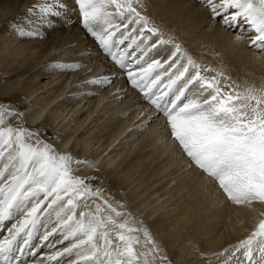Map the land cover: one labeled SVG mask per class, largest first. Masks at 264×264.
<instances>
[{
  "label": "bare ground",
  "instance_id": "obj_1",
  "mask_svg": "<svg viewBox=\"0 0 264 264\" xmlns=\"http://www.w3.org/2000/svg\"><path fill=\"white\" fill-rule=\"evenodd\" d=\"M9 2L0 0V99L8 102L9 107L16 103L19 112L24 110L20 125L26 129L32 127L39 130L43 137L49 135L55 138L53 149L56 153L69 155L73 159L71 167L76 177L86 181L92 174L99 178L105 184V187L101 188L106 192L107 198L122 205L119 210L126 214L124 219L134 222L136 227L143 226L147 229L152 240L160 248V255L166 258L162 263L241 264V254L237 253V259L231 257V253L262 218L260 214L264 212V205L257 203L248 207L231 203L224 198L218 186L196 166L192 168V172L184 171L186 174L176 182V177L173 176L176 171L172 174L169 172L176 162L175 150L180 148H170L172 146L169 141L162 143L161 151L151 142L152 144L143 146L144 148L128 160L129 154L124 155V149L137 150L141 142L144 143L155 135L159 140L158 135L162 133L159 132V126H168L163 113L157 112L144 98L143 93L131 86L126 70L120 71L109 56L98 51V43L83 26L80 31L86 36L81 35L78 30L81 19L77 10L76 14L71 10L74 7L71 0H60L66 8L61 10L60 16L49 17L50 24L38 25V35H22L23 37H19L18 33H9V19L15 12L8 10ZM135 4L134 1L133 5ZM23 6L15 17L19 21L29 14L27 10V13H23ZM139 7L141 15L151 20L153 26L164 34L165 39L171 38L175 43H179L201 65L209 63L212 69L223 70L229 77L228 83L233 87H238L240 91L249 86L264 88V48L254 49L251 39L255 33L243 20L238 23L243 32L240 37V33L233 30V25L226 27L222 17H217L214 21L211 11L207 5L203 6L200 0H140ZM33 18V22L38 20V16L32 15L27 17V20L32 21ZM225 27L228 30H224ZM29 30L33 29H26ZM248 30L251 32L245 34ZM72 33H80L79 39L74 40L76 46L72 49L62 46L60 52L53 53L64 44L63 36L57 39L58 41L54 40L55 37L58 34L60 37ZM155 39L157 38L154 37L153 40ZM34 41L38 43L34 44ZM127 43L128 41L121 47L126 48ZM158 49L159 52L154 51L155 49L153 52H158L157 56L162 61L167 59L173 50L171 45ZM153 52L149 53L146 59L154 56ZM129 59L132 60L128 63L136 69L138 65L134 63L135 57L129 56ZM55 60H62L65 67L68 65L67 61H71L74 65L92 64L94 68L91 66L93 70L90 72L88 69L82 75L76 73L67 77L69 72L64 78V70L60 74L58 69L47 70L48 66L36 69V66L42 63ZM219 63L221 65H218ZM73 64L68 65L70 69ZM27 74L30 75L20 84ZM60 78L64 80L60 85L54 86L55 82L61 81ZM103 79L110 81L107 84L102 83L106 87L110 85L108 91L103 88L98 92V87H94V92H89L87 88L96 85L91 83L92 81ZM167 81L168 78L164 79L158 88L155 86L153 89L165 91L164 85ZM101 87L102 85H99V88ZM113 90H116L114 95L123 98L120 102L122 104L119 108L110 104L114 116L105 121L98 114L109 106L107 101L114 96L109 95ZM125 92H128L127 95ZM133 108L131 116L120 115L122 110ZM83 109L85 110L81 112ZM105 113L107 115L108 111ZM118 117L123 121H117ZM151 117H157V122L142 131L141 139H137L140 142L133 140L140 131L139 126L145 125ZM14 122L13 119L8 121L9 124ZM86 128L87 132L84 131ZM152 146H155V149L144 151ZM81 158L86 162L78 164L76 160ZM184 161L186 162V159ZM53 217L55 219V215ZM21 218L17 216V220L9 221L5 228H11ZM54 222L49 224L48 230H51ZM44 232L45 229L40 231V235L29 249L30 253L38 252ZM7 235L8 232L4 237ZM62 239L59 232L49 237L48 241L43 242L44 249L36 257H29L26 264H71L76 258L75 255L69 258L60 257L57 260L48 259L56 251H63L72 243L71 240L60 243ZM149 246L146 245L143 250L150 248ZM148 259L150 264H158L160 261L157 259L153 262L151 257Z\"/></svg>",
  "mask_w": 264,
  "mask_h": 264
},
{
  "label": "snow or ice",
  "instance_id": "obj_2",
  "mask_svg": "<svg viewBox=\"0 0 264 264\" xmlns=\"http://www.w3.org/2000/svg\"><path fill=\"white\" fill-rule=\"evenodd\" d=\"M200 2L207 5L214 21L223 17L225 25H234L243 20L255 33L252 45L264 48V0ZM75 4L83 27L102 51L127 71L131 85L166 117L171 139L182 153L231 203L264 205V88L249 86L240 91L228 83L223 70L203 67L179 43L165 39L159 28L150 25L133 0H75ZM65 8L60 0H45L29 10H38V20L30 25L33 30L17 25V31L38 35V25L50 24L49 17L60 16ZM164 45L173 48L167 59H146ZM129 56L140 65L138 71L127 62ZM210 72L215 74L206 75ZM153 73H157L154 78ZM165 76L166 90L153 91ZM19 115L0 105V227L22 217L0 238V264H16L26 254L35 255L29 249L41 225L42 244L58 232L63 237L60 243L72 241L49 260L75 255L71 264H150L148 257L163 262L166 258L146 228L125 220L119 210L122 205L72 174L69 155L56 153L37 132L8 123ZM53 214L54 226L48 230ZM260 215L231 253V257L241 254V264H264V212ZM146 245L151 247L143 250Z\"/></svg>",
  "mask_w": 264,
  "mask_h": 264
},
{
  "label": "rangeland",
  "instance_id": "obj_3",
  "mask_svg": "<svg viewBox=\"0 0 264 264\" xmlns=\"http://www.w3.org/2000/svg\"><path fill=\"white\" fill-rule=\"evenodd\" d=\"M4 1H8V0H4ZM10 2L9 3H7L8 5V10L10 11V12H14V14H13V17L11 18V19H9V24H10V30H9V33H12V34H16V33H18L19 34V32L17 31V25H20V26H24L25 27V30L27 29V28H30V25L33 23V20H34V18L32 19V21H28L27 20V17H29L30 18V16L32 15V17H36V16H38V10L37 11H35V12H29V10L30 9H33V7L35 6V5H37V4H39V3H43V2H45V0H9ZM134 1L136 2V0H133V3H134ZM48 2H49V0H48ZM71 2H72V4L74 5V7H73V9H71L72 11H73V13H77V11H78V16H80V14H79V8H78V6L75 4V0H71ZM139 4L140 3H136L135 5H133L134 7H136V9H137V11H138V8H140L139 7ZM11 5H13V6H11ZM23 5H25V6H23ZM203 5V4H202ZM21 6H23V9H22V11H23V13L24 12H26V10L28 11V16H24V18H23V20H20L19 21V19L18 18H15V17H17V13H18V10L20 9V7ZM204 6V5H203ZM15 9V10H14ZM77 10V11H76ZM115 9H113V11H114ZM27 13V12H26ZM80 19H81V17H80ZM26 20V21H25ZM117 20H118V18H117ZM149 21V23H150V25H152L153 26V23H152V21L151 20H148ZM121 23H123V22H121ZM28 26V27H27ZM81 26H83L82 25V22H80V28L78 29L79 31L80 30H82L81 29ZM131 26V25H130ZM129 26V27H130ZM238 26H241V25H238ZM132 27V26H131ZM123 29V28H122ZM122 29H121V32H123L124 31V29H123V31H122ZM228 30L226 27L224 28V30ZM238 29V28H237ZM98 30H100V28L98 27ZM80 33H81V35L82 36H86V34H82V32L80 31ZM80 33H78V35H74L73 33L72 34H68V35H60V37H58V35L57 34H54V35H57L55 38L56 39H54V40H56V41H58L57 39H61L62 38V36H63V40L62 41H64V44L63 45H61L60 47H59V49L58 50H56V51H53V53H58V52H60V50H62L63 48H62V46L63 47H67V48H69V49H72L73 47H74V45L76 46V44H75V42L76 41H74V40H78L79 39V34ZM66 34V33H65ZM77 34V33H76ZM119 35H121V33L120 32H117L116 33V37L115 38H117ZM19 37H23L22 35H19ZM58 37V38H57ZM65 37V38H64ZM240 37H242V36H240ZM67 38V39H66ZM78 38V39H77ZM85 38V37H84ZM61 42V41H60ZM34 44H37L38 42H36L35 43V41L33 42ZM66 43V44H65ZM72 44V45H71ZM68 45V46H67ZM96 48H98V51L100 52V53H102V55H104V53H103V51H101L102 49L100 48V46H99V44H98V46L96 45ZM258 47H256V46H254V49H257ZM101 49V50H100ZM259 49H262V48H259ZM76 50V48H74L73 49V51H75ZM154 51H158L159 52V49L157 48V49H155ZM154 53L155 55L154 56H151L150 58H152L153 57V59H155V58H157V59H159V53ZM158 55V56H157ZM69 56H71V55H69ZM69 56H67V57H69ZM72 57V56H71ZM105 57V56H104ZM155 57V58H154ZM57 61H58V63H57ZM55 60V61H52V62H50L49 63V61H47V63L45 62V63H42V64H40L39 66H36V69H38V68H40L41 66L43 67H45V66H48V69L47 70H50V71H52V70H54V69H58L60 72V74H61V71L62 70H64V73H65V75L63 76V78L65 77V76H67V74L69 73V76H67V77H71V75H73V74H76V73H78V74H80V75H82L83 73H85V72H87V70L89 69V71L88 72H90L91 70H93V66H92V64H89V65H79V64H77V63H75L76 65H74L73 63H71V61H67L68 62V65L70 66V65H72L73 64V66H75V67H72V69H70V67L67 65L66 67L64 66V62L62 63V60L59 62V60ZM263 61H264V58H263ZM55 63V64H54ZM50 64V65H49ZM218 65H221V63H219ZM93 68H92V67ZM203 67H209V68H211V66H210V64L209 63H206L205 65H202ZM54 67V68H53ZM61 67H62V69H61ZM89 67V68H88ZM64 68V69H63ZM69 68V69H68ZM91 68V69H90ZM85 69H86V71H85ZM67 70V71H66ZM103 70V69H102ZM101 70V71H102ZM105 70V69H104ZM120 71H121V69H119ZM84 71V72H83ZM82 72V73H81ZM104 72V71H103ZM58 73V74H59ZM67 73V74H66ZM59 74V75H60ZM154 74V73H153ZM30 74H27V75H25L21 80L22 81H20V84L25 80V78H27L28 76H29ZM80 75H78V77L80 76ZM155 75V74H154ZM154 75H153V78H154ZM206 75H209V76H211V75H214V72H210V73H206ZM62 78V80H61V78L59 79V80H61V81H58V82H55L54 83V86H58V85H60L61 84V82L64 80ZM166 78H168L167 76H165L164 78H163V80H162V82H164V79H166ZM14 80V79H13ZM93 80V79H92ZM162 82L160 83V84H158L157 85V88L162 84ZM121 85L123 84V82H121L120 83ZM98 85V86H97ZM99 85H102V87L101 88H99ZM126 86V85H125ZM132 86V85H131ZM90 87V88H89ZM87 89L88 90H90L89 92H94V90H92V89H94V87H98V88H96L97 90H98V92H100L101 90H103V88H104V90L105 91H108L107 89H109L110 88V85H108L107 87L105 86V85H103L102 83L101 84H96V85H93L92 87L91 86H89ZM120 86H118V88H119ZM133 87V86H132ZM124 89H126V87L124 88ZM54 90V89H53ZM116 90H117V88H116ZM116 90H113L112 91V93H110L109 95H111V96H113L114 95V93H115V91ZM97 92V93H98ZM127 93L128 92H125V94L127 95ZM116 97V98H115ZM114 98V99H113ZM121 100H123V98H121V96L120 95H114L112 98H109V101H107V102H109V106H107V108L105 109V111H103V112H99V116H100V118L102 119V120H104L105 119V121H106V119L108 118V117H110V116H114V115H112V109L113 108H111V105H114L115 106V108H119L118 106H121V104L122 103H120L121 102ZM14 102H16V100L14 99ZM113 103V104H112ZM111 104V105H110ZM116 104V105H115ZM0 105H9V103L8 102H4L2 99H0ZM12 106V107H11ZM10 106V108H12L16 113H18V114H20L18 117H13V118H11V120L13 119V120H15V122L12 124V125H20V123H19V121H21V119H22V114L24 113V110L22 111V112H19L18 111V109L16 108L17 106H16V103H14V104H12ZM26 107H28V105H26ZM85 108H86V105L84 106ZM85 109H83L81 112H83ZM134 110V108L133 109H129L128 111L127 110H122L121 112H120V115H122V116H131L132 115V111ZM108 111V113H107V115H106V113L105 112H107ZM111 113V114H110ZM130 114V115H129ZM102 115V116H101ZM117 115H119V114H117ZM116 115V116H117ZM76 116V115H75ZM98 116V117H99ZM121 116V117H122ZM121 117H118V118H116V120L117 121H119L118 119H120ZM141 117V116H140ZM127 118V117H126ZM139 119V118H138ZM137 119V120H138ZM156 119H158L157 117H154V118H150L148 121H147V123L145 124V125H141V126H139L140 128H138V130H140L139 132H138V134H136L135 136H134V139L133 140H137L139 137V139H141V133H142V131H145L144 129L147 127V126H150V125H153V124H155L157 121H156ZM121 121H123L122 119H120ZM163 123L164 122H162V124L161 125H163ZM73 125V124H72ZM71 125V126H72ZM159 128H160V131L159 132H162L161 134H159L158 136H159V140H157V135H155L154 136V138H153V136L151 137V138H149L148 140L146 139L145 141H144V143L143 142H141L140 143V147L136 150H128L125 146H123L124 148H126V149H124L125 151H123L124 152V155H126V154H129V159L128 160H130L132 157H134L138 152H139V150L140 149H142V148H144L143 146H147V145H150V144H155V146L156 147H158V150L159 151H161V147H162V143H167L166 141H169V145L170 146H172V147H170V148H175L176 147V149H178V145L171 139V133H170V128H169V126H164V127H160L159 126ZM28 130H31V131H34V132H37L38 133V135H39V137H40V139H42L44 142H46V143H48L52 148H53V142H55V138H53V137H51V136H49V135H45L44 137L43 136H41L39 133H40V131L39 130H35V129H33L32 127H30ZM85 132H87L88 131V128H86L85 130H84ZM165 140V141H164ZM129 141V140H128ZM128 141H126V142H128ZM138 141V140H137ZM171 141V142H170ZM138 142H140V141H138ZM152 142V143H151ZM172 144V145H171ZM173 144L175 145L174 147H173ZM160 145V146H159ZM155 146H152V147H147V149H145L144 151H150V150H152V149H155ZM70 147L71 146H69V148L68 149H70ZM128 150V151H127ZM70 151H71V149H70ZM76 151H78V149H76ZM176 151V154H175V156H174V158L176 159V162H174L175 164L174 165H172V167H171V169H170V172H169V174H172V173H174L175 171V174L173 175L174 177H176L175 178V180H176V182L180 179V177L182 176V175H184V174H186V173H184V171L185 172H188V171H191L192 170V168H194L195 167V164H193L190 160H189V158L186 156V155H184L183 153H182V151H181V149H179V150H175ZM132 152H133V155H132ZM178 152V153H177ZM180 153H182L183 154V156L180 154ZM177 154H179V155H177ZM181 158H183L184 160L186 159V162L183 160V159H181ZM128 160H126V162L128 161ZM181 162L180 164H179V162ZM72 162H73V159H72ZM76 162H79V163H81V162H86V161H84L82 158L81 159H77L76 160ZM78 163V164H79ZM125 163V162H124ZM176 163L178 164V165H176ZM185 164H187L186 166H185ZM175 166V167H174ZM177 166V167H176ZM181 167H184V168H181ZM187 167V168H186ZM175 169V170H174ZM190 169V170H189ZM192 172V171H191ZM190 172V173H191ZM72 174L74 175V172L72 171ZM75 176V175H74ZM178 179V180H177ZM86 183H88L93 189H100L102 192H103V194H104V196L107 198V194H106V192L104 191V189H102L101 187H105V184H103L101 181H100V179L99 178H97L96 176H93L92 174L90 175V177H89V179H87L86 180ZM223 194V193H222ZM223 196H224V194H223ZM224 198L226 199V197L224 196ZM223 203V202H222ZM82 207V206H81ZM79 211V210H78ZM126 215V214H125ZM54 216V215H53ZM52 216V217H53ZM52 219V221L54 222V217L53 218H51ZM54 219V220H53ZM17 220V219H16ZM44 222H47V221H44ZM44 229V227L41 225L40 227H39V230H38V234H40V231L42 232V230ZM139 235H142V234H139ZM149 246V245H148ZM150 247V246H149ZM164 256V255H163ZM241 256V255H240ZM165 257V256H164ZM237 257H239L238 255H237ZM236 257V258H237ZM158 264H165V263H162L161 261H159L158 262Z\"/></svg>",
  "mask_w": 264,
  "mask_h": 264
}]
</instances>
